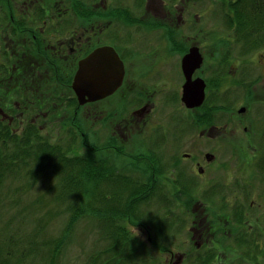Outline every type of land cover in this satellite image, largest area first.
<instances>
[{"label":"rangeland","instance_id":"1","mask_svg":"<svg viewBox=\"0 0 264 264\" xmlns=\"http://www.w3.org/2000/svg\"><path fill=\"white\" fill-rule=\"evenodd\" d=\"M188 1L193 2V5L188 6L189 13L212 8L210 0ZM229 1L219 0V5L212 10L211 17L206 14L204 20L200 21V26L194 31L189 26L184 28L186 35L194 36V40L201 46L205 57H209L207 60H211V53H217L218 56L227 55L231 62L232 69L223 77L219 85L220 92H217L220 100L225 101H221L223 105H217L214 108V112L221 111L215 114L221 117H219L221 125L224 124L229 113L242 101H245L250 84H257L261 81L258 85L257 97L264 102V58L262 67L252 68L248 62L249 56L255 58V55H250L251 52H264V38L250 39L248 33L246 34L242 30V41L233 43L218 40L217 34L222 36L236 34V29L229 25L226 14L230 10L227 9ZM226 10L228 11L226 12ZM210 34H213L214 37ZM204 36L207 37L204 38ZM191 40L185 42L193 44ZM156 41L152 43L153 47L161 46L162 51L173 52V55L170 53L156 54L151 60H158L167 55L170 58L167 59L168 67L157 71V75H162L166 73V70H171L163 82L164 85L166 83L174 84L167 91L166 100L170 104L165 102V92L160 91L156 97L152 94L151 99L157 103L153 105L151 123L145 121L140 115L134 116V120H139L137 128L139 135L127 132L129 139L125 141H130L124 145V148L132 150L131 152L145 150L148 147V144L145 143H148L150 134L148 129H151L155 125L154 123L162 122L172 129L174 126L181 130L183 128V132L180 131L175 136L173 131L172 135L169 134L171 143L179 140L178 147L182 149V152H193L195 147L216 150L219 165L215 172L217 181L215 180L214 185L206 184L207 182L201 183V178H197V181L195 176L186 173L183 169L188 165L186 161L177 166L181 176L175 183L182 184L180 189L185 194L196 195L195 197H199L200 203L202 200L204 201L202 206L196 201L190 205V208L198 205V213L186 212L179 204L183 202L167 198L174 189H178L176 193L181 192L177 187L172 188L167 185L165 187L149 186V189L144 187L148 186L149 181L146 180L147 177L141 176L140 168L142 167L134 165L136 161H131L133 159L128 156L127 152L124 154L106 153V160L102 162L100 159L103 157L99 156V150L95 151L96 155L98 154L97 160L92 151L89 153L90 146L85 144L84 140L87 136L92 145H97L98 148L101 147L99 144H105L111 136L116 137L113 132L116 131L118 117L129 115V110L134 106L131 101L134 100V96H138L136 93L145 89L146 94L151 93V89H148L151 78L141 76V68L136 66L138 76L128 73L126 85L120 91L104 100L92 102L81 109L82 121L86 120L89 126L86 133L85 129L77 128L78 118L75 125L69 120L65 122L63 114L58 113L57 106L45 107V110H49L46 113L36 111L30 115L28 112H24L23 117H21L20 111V115L17 112L13 113L14 117L16 115L17 117L12 125H16L13 127L19 135L28 133V135L35 136V134L29 133L27 127L28 122L34 121L42 129V132L35 131L41 132L46 142L47 138L54 144L59 141H63L64 144H67L69 140L77 141L76 149H68L67 155L62 154L63 150L62 153L58 150L55 163L50 160L51 162L44 164L45 168L50 167L52 170L49 168L45 172L42 171L41 175L43 176L39 179L35 180L37 172L27 173L22 166L17 178L9 180L0 189V203L4 205L1 206L0 249L4 254L7 247L10 250L13 248V264H85L87 260H90L92 264L93 260L96 264H102L103 260L97 257L109 253L113 260L117 255L114 249L120 254V251L123 250L124 255H120L121 264H174L180 254H184V258L179 264H264V103L249 104V113L256 118V134L251 137V140L244 137V141H248L247 145L251 143L248 148L242 147L241 139H238V136H231L228 130L223 129L225 127L215 131L219 137H214V139L201 137L197 127L185 134V122L180 119L183 109L176 104L177 96L183 92L182 86L179 87L181 82L179 73L182 72L184 77L181 58L185 46L181 49V43H179L176 46L178 50L174 49V52L173 46H166L167 43L164 40ZM243 52L245 54H242ZM248 52L250 53L248 54ZM224 65L227 69L230 64ZM140 66L142 67L143 64ZM234 67H238V69L235 70ZM202 73L208 75L211 71L206 69ZM211 94L210 92L209 96ZM129 98L130 101H128ZM180 104L183 102L181 101ZM31 105L29 104L27 107H31ZM109 109L116 112L112 117L105 119L104 115L107 114L105 112L100 115L101 110L108 111ZM117 109H119L118 116ZM91 110L94 111L93 117L88 120L84 117V113ZM196 111L197 109L194 108H187V110L184 108L183 113L191 117L195 115ZM120 112L123 113L120 114ZM188 121L191 120L186 121L187 125ZM167 129L169 130V128ZM159 134L163 133L159 132ZM139 137L142 138V143L137 145ZM160 139L157 133L152 142L158 146ZM214 140L217 141V149H214ZM116 142L118 141L116 140ZM48 147V145L42 144V151H46ZM163 147H166V144ZM105 151L113 152L111 148H106ZM59 157L69 162H73L70 161L71 159H74L75 162L79 161L83 168L87 163L90 167L93 162L100 166L98 169L91 166L90 172L84 176L83 180L69 181V176L72 175L71 167L63 169V165L60 166L58 163ZM160 157L166 163L165 167L164 164L162 167L169 168L171 174L176 167V161L185 160L184 158L180 160V157L177 156L175 160L170 157L175 161L173 163L163 152ZM141 165L148 166L146 162H141ZM59 166L61 169L58 168ZM53 167H57V169H53ZM116 167L118 169H115ZM166 169L161 170L158 174L164 176V183L168 182L165 174ZM171 177L174 179V176L171 175ZM143 179L145 180L143 181ZM173 179L169 178L172 184H174ZM75 187L77 189H74ZM185 194L183 193V195ZM185 198L188 199L187 196L181 199H184L187 205L188 202ZM3 207L7 208L4 210ZM203 207L207 209L205 213H203ZM207 211L210 212L208 218L215 223L214 226L220 227L218 231H214V236L211 234L212 231L209 234H202L201 236L211 235L214 237L211 241L203 244L200 242L203 241L201 240L203 237L196 233L194 235L191 227L198 223ZM120 213L122 214L119 215ZM73 215H76L77 218H75L74 224H71L70 231L65 233L66 225L70 222L69 217ZM130 215L134 220L142 222L143 226L131 223L132 221L128 217ZM224 229L226 231L221 233ZM11 235L14 236L12 242ZM9 237L10 242L5 245ZM28 238L34 239L35 247L33 243L32 248H28ZM216 244L219 248L215 249ZM50 254L51 258L53 256V262L49 259Z\"/></svg>","mask_w":264,"mask_h":264},{"label":"flooded vegetation","instance_id":"2","mask_svg":"<svg viewBox=\"0 0 264 264\" xmlns=\"http://www.w3.org/2000/svg\"><path fill=\"white\" fill-rule=\"evenodd\" d=\"M209 2L212 8L206 11L201 9L189 13L188 6L193 5V2L190 3L188 0H0V120L6 118L12 124L17 117V115L14 117L13 113L17 112L18 114L20 111L18 108L25 103L26 97L33 94H29V92L34 91L40 97H43L45 95L44 86H46L51 98L45 107H62L58 113L63 114L65 122L69 120L75 125L78 112H80V116L83 119L81 109L84 106L95 101L104 100L120 91L126 85L128 73L138 76L135 68L138 66L141 68L140 72L142 71L141 76H149L151 78V82L148 85L151 93L146 94V89L136 93L138 96H134V100L131 101L134 106L129 110V115L118 117L116 131L113 132L116 137L111 136L105 144H99L101 145L100 148L97 145H92L90 138L87 136L84 141L86 145L90 146L88 148L89 153L92 151L97 159L98 154L96 155L95 151L99 150V156L103 157L100 161L103 162L106 160V153L124 154L127 152L128 156L133 159L131 161H136L134 165L142 167L140 168L142 170L141 176L147 177L148 186L165 187L167 185L180 189L182 184L175 183L181 176L177 166L185 161L188 163L186 167H183L186 173H190L193 177L195 176L197 181V178H201V183L207 182L206 184L212 183L214 185L216 183L215 172L219 165L217 163L218 153L215 152L216 150H204L199 147H195L193 152H182V149L178 147L179 140L171 143L169 134L172 135L173 131L175 136L176 133L183 132V128L181 130L174 126L172 129V127L165 126L162 122L154 123L155 125L148 129L150 134L148 143H145L148 144L145 150L131 152L132 150L124 148V145L130 141H125L129 139L127 132L139 135L137 132L139 120H134V116L140 115L145 121H150L149 123H151L153 105L157 103L151 99V95L153 94L156 97L162 91V93L165 92L164 99L166 100L168 89L174 85L173 83H166L165 85L163 83L164 78L167 77L168 72L171 70H166V73L157 75V71L168 67L167 59H170L168 55L151 61L156 54L164 55L170 53L173 55V52L162 51L161 46L153 47L152 43L157 42L156 40H164L167 43L166 46H173V51L174 49L177 50L176 46L181 43V48L185 46V50L182 51L183 58L192 45H198L193 35L185 34L184 28L189 26L194 31L195 28L200 26V21L204 20L206 14L211 17L212 10L219 5V0H210ZM210 35L214 37L213 34ZM217 35L219 41L226 40L233 43L239 40L242 41L243 38L237 34L230 36ZM207 36H204V38ZM190 39H192L191 43L193 44L185 42ZM198 46L201 50V46ZM103 47L113 48L123 62L125 71L123 82L112 94L98 100L80 104L72 86L79 63L83 58ZM201 53L203 57L202 63L194 71L192 78L195 79L197 76H201L204 79L206 83L204 102L200 106L188 107L182 99L183 92L176 98L178 100L176 104L180 105L183 110L184 108L186 110L187 108L197 109L195 115L191 117L184 114L183 110L181 111L180 119L185 122L184 133L186 134L189 130L193 131L197 127L201 137L214 139V137H219V134L215 131L225 127L223 129L228 130L231 136H238V139H241L240 145L242 147L246 146L248 148L251 143L247 145L248 141L245 142L244 137L251 140V137L256 134V118L249 113V104L264 103L257 97L258 85L261 81L257 82V84H250L249 93L245 97V101H242L239 106L233 109L227 119H225L224 124L221 125L218 115H215L221 111L214 112V108L217 105H223L221 101H225L220 100L217 92H220L219 85L223 77L232 69L231 62L227 55L223 57L218 56L217 53H211V60H207L209 57L206 58L202 50ZM242 54H245V52ZM250 55H255V58L253 56L248 57L250 66L252 68L255 66L262 67L264 52H251ZM140 64H143V66L141 67ZM224 64L230 65L226 69ZM176 65L178 68V60ZM234 68L235 70L238 69V67ZM206 69L210 70L211 73H208V75L202 73ZM179 75L181 77L179 87L182 86L183 88L186 78L185 75L184 77L182 76V72ZM242 78L241 80H243ZM210 89H212L210 91L212 94L209 96ZM139 96L143 99L142 102ZM27 99L29 101V97ZM179 100L183 104H180ZM35 101L33 99L29 103L33 104ZM128 101H130V98ZM165 102L170 104L167 100ZM27 105H23L22 108H28ZM109 110H101L100 115L105 112L107 113L104 115L105 119H108L116 113L113 110ZM46 111L49 110H45L44 113ZM20 112L22 117L24 112ZM93 112V110L90 112L86 111L84 117L89 120V118L93 117ZM118 113L119 109H117V116ZM122 113L120 112V114ZM185 120L191 121H188L187 125ZM83 122L86 133V129L89 126L86 120H83ZM153 130L163 133L159 134L157 132L161 138L158 146L152 142L157 134ZM137 140V145L142 143V138L139 137ZM214 141V149H217V141ZM164 144H166V147H163ZM76 145L73 146L75 149ZM106 148H111L113 152L105 151ZM162 152L169 159L170 157L174 158V160L177 157H180V160L182 158L185 159L184 161H176V167L172 174L169 168H165V174L168 178L166 183L163 181L164 176L158 175L161 170H165L164 167L166 165L160 157ZM174 160H172L173 163L175 162ZM141 162H146L148 166L143 167ZM163 164L164 167H162ZM115 169L118 168L116 167ZM171 175L174 176V179ZM169 178L174 180V184L169 181ZM201 183L199 182L200 185ZM176 190L178 189H174L170 196L168 194L167 198L183 202L179 204L183 210L185 209L184 211L197 214L198 205L193 206V208H190V205L196 201L197 204L202 206L204 201L200 200V203L198 201L199 197H195L196 195L185 194L182 189H180L181 192L176 193ZM184 196L188 197V199L185 198L188 202L187 205L185 204L186 201L181 199ZM202 210L205 213L207 209L203 207ZM209 215L210 212L207 211L202 219L191 227L194 235L196 233L201 236L212 231L211 234L214 236V231H218L220 226L216 228L214 226L215 223L208 218ZM225 231L224 229L221 233ZM213 236L203 235L201 236L203 241L200 242L205 244V242L211 241L214 238ZM182 258H184V254H180L179 259L174 264H179Z\"/></svg>","mask_w":264,"mask_h":264},{"label":"trees","instance_id":"3","mask_svg":"<svg viewBox=\"0 0 264 264\" xmlns=\"http://www.w3.org/2000/svg\"><path fill=\"white\" fill-rule=\"evenodd\" d=\"M229 2H230L229 4L230 10L226 14L228 15V19H229L228 23L230 26L236 29V34L242 36V30H243L246 34L248 33L247 35L248 37H250V39H254L255 37L258 36L261 39L264 38V34H262L264 33V0H235ZM46 89H47L46 86H44L45 95L43 97H40L34 91L29 92V94L30 93L33 94H30L26 97V100H24L25 103L23 105L26 104L29 105L30 104L29 101H32L34 99L36 101L31 105V107L33 108L20 107L18 109L23 112H28L30 115H32L36 111L45 112V106L50 101L51 98L50 92L47 91ZM28 97H29V101L27 99ZM58 108L59 110L62 109V107L61 108L58 107ZM18 114H20V112H18ZM77 118H78L77 126L79 129L83 130L84 122L82 121L80 112H78ZM13 126L16 125L10 124L6 118H2L0 120V189L3 186H5V184L9 180L17 178V174L20 173V169L22 166L24 167L23 169H26L27 173L37 172V176L35 180L39 179L41 176H43L41 175V172L42 171L45 172V170H48L50 168V167L45 168L44 164H46L47 162H51V161L54 162L57 160L56 152L58 150L61 153L63 150L62 154L67 155V150L74 149L73 146L77 144V141H73V140H69L67 144H64L63 141H59V143L55 142L54 144L48 138L46 142L45 138L41 135L42 129L34 121L28 122L27 127L29 128L28 130L29 133H32L33 135L35 134V136L28 135V133L19 135L18 131H16ZM42 144L49 146L46 151H42L41 148ZM46 158H48L49 160H47ZM76 160H78V158H76ZM70 161L73 162L63 160L60 157L58 158V163L60 166L63 165V169H68L69 167H71L70 171L72 175L69 176L68 179L69 181L83 180L84 176H86L90 172L91 166L95 167L96 169H98V167L100 166L96 162H93L92 165H90V167L89 164L87 163L85 168H83L80 166L79 161L75 162L74 159H71ZM60 166L58 168H60ZM53 169H57V167H53ZM49 170H52V168H50ZM49 175L52 176L51 174ZM144 187L149 189V186H144ZM74 189H77V187H75ZM1 206H4L3 203L2 205L0 203V217H1ZM3 208L5 210L7 207L6 208L3 207ZM121 214L122 213H120L119 215ZM128 217L129 220L132 221L131 223L135 225H140V227L143 226L142 222L134 220L131 215ZM69 218H70V222L66 225L67 228L65 230V233H68L70 231L72 225L74 224L75 218L77 217L76 215H73ZM13 238L14 236L11 235V242L13 241ZM7 241L8 242H6L5 245L9 244L10 237L7 239ZM33 243L35 247L34 239L28 238L27 244L29 249L32 248ZM157 247L160 248L159 245H157ZM216 248L219 247H217L216 245L215 249ZM114 250L117 252V255H115V258L113 260H111L112 256L110 258L109 253L108 254L106 253L105 256L100 255L97 258L103 260L102 264H115V263L121 264L122 259L120 255H124L123 250L120 251L121 254L116 249ZM12 253H13V248L10 250L9 247H7L6 252H4V254L0 249V264H13ZM2 255H4V257H2ZM49 259H51L52 262L54 261L53 256L51 258V254ZM87 261H89L88 264H92L90 263V260ZM93 264H96L94 260H93Z\"/></svg>","mask_w":264,"mask_h":264},{"label":"water","instance_id":"4","mask_svg":"<svg viewBox=\"0 0 264 264\" xmlns=\"http://www.w3.org/2000/svg\"><path fill=\"white\" fill-rule=\"evenodd\" d=\"M202 59L198 45H192L182 58V69L186 78L182 99L188 107L201 105L206 97L204 79L192 78ZM124 73V64L111 47L99 48L83 58L72 84L79 103L84 104L112 94L122 84Z\"/></svg>","mask_w":264,"mask_h":264},{"label":"bare ground","instance_id":"5","mask_svg":"<svg viewBox=\"0 0 264 264\" xmlns=\"http://www.w3.org/2000/svg\"><path fill=\"white\" fill-rule=\"evenodd\" d=\"M196 78H201V76H197ZM196 78H195V79H196ZM201 105H202V104H201ZM199 106H200V105H199ZM219 117H220V116H219Z\"/></svg>","mask_w":264,"mask_h":264},{"label":"clouds","instance_id":"6","mask_svg":"<svg viewBox=\"0 0 264 264\" xmlns=\"http://www.w3.org/2000/svg\"><path fill=\"white\" fill-rule=\"evenodd\" d=\"M136 232H137V235H139V232H138V230H136ZM137 235H136V236H137Z\"/></svg>","mask_w":264,"mask_h":264}]
</instances>
